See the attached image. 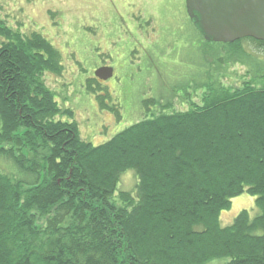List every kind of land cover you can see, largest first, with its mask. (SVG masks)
I'll return each mask as SVG.
<instances>
[{"label":"trees","instance_id":"16d2710c","mask_svg":"<svg viewBox=\"0 0 264 264\" xmlns=\"http://www.w3.org/2000/svg\"><path fill=\"white\" fill-rule=\"evenodd\" d=\"M227 45L204 82L145 99L144 118L92 144L45 84L59 50L0 17V264H264V41ZM244 193L256 213L222 226Z\"/></svg>","mask_w":264,"mask_h":264},{"label":"rangeland","instance_id":"374dc122","mask_svg":"<svg viewBox=\"0 0 264 264\" xmlns=\"http://www.w3.org/2000/svg\"><path fill=\"white\" fill-rule=\"evenodd\" d=\"M184 1L0 0V17L13 30L41 33L59 50L62 70L47 73L45 84L59 106L72 112L81 137L97 144L144 118L145 99L166 101L164 95L180 94L188 82H204L212 70L205 68V58L221 55V46L228 48V43L200 38ZM127 50H132L131 62ZM100 63L113 66L116 75L90 91L86 79ZM244 72L241 65H231L226 79L237 84ZM182 97L170 100L173 109L187 108ZM134 181L132 173L122 176L126 189ZM254 199L246 193L233 198L231 208L220 214L221 225L231 224L243 209L254 215Z\"/></svg>","mask_w":264,"mask_h":264},{"label":"water","instance_id":"95a60500","mask_svg":"<svg viewBox=\"0 0 264 264\" xmlns=\"http://www.w3.org/2000/svg\"><path fill=\"white\" fill-rule=\"evenodd\" d=\"M186 13L209 42L231 43L251 37L264 41V0H185ZM112 67L103 66L94 76H112Z\"/></svg>","mask_w":264,"mask_h":264},{"label":"flooded vegetation","instance_id":"af4514ba","mask_svg":"<svg viewBox=\"0 0 264 264\" xmlns=\"http://www.w3.org/2000/svg\"><path fill=\"white\" fill-rule=\"evenodd\" d=\"M184 4H185V1H184ZM186 10V9H185ZM129 60V59H128ZM103 66H109V67H112V69H113V71H112V76L111 77H109L108 79H106V80H103V79H100V78H97V77H95L94 76V71L96 70V69H98V68H100V67H103ZM95 70L92 72V80H94L95 82H97V83H102V82H107V81H110V80H114V77H115V75H116V72H115V69H114V67L113 66H111V65H106V64H99L96 68H95ZM90 78V79H91Z\"/></svg>","mask_w":264,"mask_h":264}]
</instances>
